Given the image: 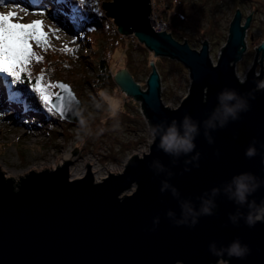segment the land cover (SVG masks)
<instances>
[{
    "label": "water",
    "instance_id": "1",
    "mask_svg": "<svg viewBox=\"0 0 264 264\" xmlns=\"http://www.w3.org/2000/svg\"><path fill=\"white\" fill-rule=\"evenodd\" d=\"M102 7L119 34H133L154 56L175 59L188 70V92L174 108L162 101L160 77L152 60L145 89L126 69L114 75L120 89L140 103L146 124H167L173 118L179 123L185 113L202 120L224 87L250 94V107L239 119L213 131L214 143L207 142L201 129L196 138L199 166L189 161L191 153L173 163L174 158L153 142L149 153L131 155L121 172L109 173L101 181L94 180L88 163L83 177L70 179L69 159L55 170H30L19 178L17 190L12 176L6 178L0 171V264H218L208 250L209 242L219 247L236 237L249 245L250 252L243 259L225 256L228 264H264V222L248 227L242 218L236 225L229 221V213L245 212L246 207L235 205L221 192L215 196L212 215L199 217L192 227L177 226L165 215L172 209L179 216L176 198L168 190L159 191L161 180L168 179L181 196L198 205L200 195L214 185L222 186L233 173L251 170L264 177V148H260L264 142V42L255 48L262 50L260 73H256L257 52L243 82L235 72L245 51L251 14L242 21L241 11L235 10L214 63L207 41L195 49L166 29L158 30L151 0H112L102 2ZM56 86L49 105L65 121L80 122L86 117L83 103L69 84L58 81ZM253 138L259 151L247 158L244 150ZM156 160L165 166L158 173ZM169 170L171 176L166 175ZM251 198L258 202L264 198V186ZM156 216L159 223L153 230Z\"/></svg>",
    "mask_w": 264,
    "mask_h": 264
},
{
    "label": "rangeland",
    "instance_id": "2",
    "mask_svg": "<svg viewBox=\"0 0 264 264\" xmlns=\"http://www.w3.org/2000/svg\"><path fill=\"white\" fill-rule=\"evenodd\" d=\"M21 1L24 5H31L30 7L26 6L29 9L27 11H30V9L35 8L32 3L39 0H25L26 4L23 0ZM110 1L112 0H65L64 2L62 0L60 2L58 0H47L42 10L23 12L24 14L22 13L18 18H14L22 23H24L23 19L26 16H32L33 20L30 23L36 20L41 21L39 28L47 34V38H42L39 45L35 39L29 38L32 55L28 57L21 69L24 76L23 82H10L13 78L1 69L0 103H9L13 106V110L22 113L20 118L22 120L21 130L16 128L8 130L1 125L0 118V171L5 177L4 173L6 171L18 172L34 161L50 160V158H56L59 154L67 151L71 157L68 170L69 168H81L85 158H91L94 161V170L98 169L95 175L104 178L109 174L107 168L112 169L111 173L121 172L128 158L133 154H139V150L147 142V124L140 112L139 102L127 96L116 82V88L112 90L110 95L104 96L107 106L96 99L95 94L87 85L74 82L73 85L70 83L73 77L69 72L70 70L67 69V63H71V67H75L73 72L76 73V70H79V65L75 61V56L86 55L88 59L91 53L98 51L97 48L94 47L93 49L90 44H86L88 41L81 38L76 27L72 26L69 18H67V14H70V7L75 5L77 6L76 10L88 14L85 19L86 25H89L94 20L92 18L93 12L97 9L101 10V8L104 10L102 2ZM180 1L179 11L174 10L175 7H172L167 13H161L159 3L155 0L152 1L153 16H156L158 21V24H154L155 27L158 30L166 29V24L174 22L173 25L183 35V38L175 36L174 38L180 42L186 40L190 47L195 49H199L203 40L207 41L210 57L214 63L227 39L229 25L235 10L239 9L241 11L242 21L251 14L246 32L245 51L235 66L236 74L245 78L257 52L255 48H258L264 42V0ZM11 2L12 0H9V3ZM13 2L19 3L20 0H13ZM19 5L21 8L22 5ZM254 5L257 8H254ZM6 7L0 6V11H6ZM45 12L49 14L46 17L43 15ZM210 23L213 30H215V36L206 32L207 29H210L208 26ZM120 43L123 45L122 49L119 50V45L115 43L116 49L113 50L110 61L113 78L121 69H126L129 72L127 65H125L127 59L128 65L135 72L137 71L135 77L132 76V78L140 84L141 88L145 89L144 84L147 74L151 70L149 65L152 59L158 65H155V67L160 77V95L163 103L171 108L178 106L188 92L190 84L188 70L183 65V68H177L174 62L175 59L165 58L166 60L163 62L158 60V57L154 58L153 52L143 49L142 46L137 44L138 42L132 44L128 43L127 40ZM99 45L98 48H103V41H100ZM261 53L262 50L257 52V74L260 73L259 60L261 59ZM36 56H40L42 59L37 60ZM261 63L262 82H264V48ZM89 73L91 74L90 70ZM36 75H38L37 77L41 82L32 78ZM58 81L69 84L76 97L83 103L86 114V117L83 118V124L78 122L72 125L71 122L65 121L54 110L47 111L45 109L48 102H42L40 97L49 96L51 98L56 95V82ZM34 83L39 84L38 93L33 92ZM7 93H11L13 98L9 99ZM124 100L128 102L125 111L131 115L130 120L132 122L130 124L127 122L124 125L104 126L107 116L113 114ZM12 108L11 110L10 108L2 109L5 112H0V117L4 116V119L10 120L8 124L13 123ZM50 108L52 109L51 106ZM26 112L31 113L27 114ZM23 113L26 114L23 115ZM134 119H137V121ZM97 129L99 130L97 131ZM44 170H33V172ZM51 170H55V168H47V171ZM86 170L87 165L79 178L86 174ZM24 174H29V171L20 173L14 178L11 177L12 180L14 179V190H17L18 180L20 177L24 178ZM70 179L72 178L70 177Z\"/></svg>",
    "mask_w": 264,
    "mask_h": 264
},
{
    "label": "clouds",
    "instance_id": "3",
    "mask_svg": "<svg viewBox=\"0 0 264 264\" xmlns=\"http://www.w3.org/2000/svg\"><path fill=\"white\" fill-rule=\"evenodd\" d=\"M239 79L243 82L244 77L240 76ZM249 96L250 94H242L235 88L224 87L217 92L216 103L202 120L185 113L179 123L175 118L167 124L163 121L157 124L149 121L146 128L147 142L142 146V151L149 153L151 145L155 142L162 152L174 158L173 163H175V158L188 157V154L191 153L189 161H197L195 166H199L200 151L196 147V138L201 134V129H203V135L207 142L214 143L212 132L218 128H224L230 121L239 119L240 114L246 112L250 107ZM80 122L84 123L83 117ZM157 136L159 137L158 141ZM260 148H264V142L260 143ZM258 151L257 143L253 138L245 147L244 155L247 158H252L258 154ZM262 159H264V155H262ZM154 164L157 173L165 169V166L158 160L154 161ZM166 175L171 176L172 172L169 170ZM261 186H264V177L258 176L251 170H243L233 173L222 182V186L214 185L211 189L206 190V194L198 197L200 201L198 205L192 199L181 196L179 189L168 179L161 180L159 191L163 193L168 190L171 196L177 200L179 216L172 209L165 212L173 225L183 224L192 227L198 222L199 217L212 215L216 208L215 196L223 192L225 197L235 205L244 206L247 209L245 212L229 213V221L236 225L242 218L245 225L253 227L257 222H264V198H261L259 202L251 198ZM158 223L159 216L153 217V230ZM208 250L219 259V264H228V261L223 259L225 256L243 259L250 252L249 245L243 243L239 237L219 247L215 241H210Z\"/></svg>",
    "mask_w": 264,
    "mask_h": 264
},
{
    "label": "trees",
    "instance_id": "4",
    "mask_svg": "<svg viewBox=\"0 0 264 264\" xmlns=\"http://www.w3.org/2000/svg\"><path fill=\"white\" fill-rule=\"evenodd\" d=\"M58 1L60 2V0ZM62 1L64 2L65 0ZM155 1L159 3L158 4L156 2L160 6L161 13H167L172 7H175L174 10L179 11V6L181 4L180 0H174V1L155 0ZM74 6L75 5H73V7L72 6L70 7L69 10L70 14H67V18H69L72 26L74 25V27H76L78 34L81 36V38H84L88 41L86 44H90V46H92L93 49L94 47L97 48L98 51H94L93 53H91L88 59L86 55L75 56V61H77L76 63L79 65V70H76V73L73 72V69H75V67L73 68L71 67L72 66L71 63H67V69L70 70L69 72L73 77L71 78L70 83L73 84L74 82L76 84L87 85L91 89V91L95 94L96 99H98L100 103H102L104 106H107V102L104 101V96L110 95L112 90L116 88L115 81L110 70V61L112 59V53L113 50L116 49L115 43L119 45V50H121L123 47V45L120 43L121 41H119L118 39L119 33L117 31V26L113 23V21L110 18L105 16V12L104 10H102V8L101 10L97 9L94 11L98 13L93 12V17H92L94 19L92 21L93 23L86 25L85 17L88 14H84L80 10H76L77 6L75 7ZM254 8H257V6L254 5ZM173 24L174 22H171L168 25L166 24V30L170 32L171 35H173V37L175 36V37L183 38L182 33L179 32L176 29L175 25ZM208 26L210 27V29H207L206 32L209 33L210 35L215 36L216 34H215V30H213L212 28V24L210 23V25ZM112 39H113V43H112ZM100 41H103V46H102L103 48L100 47L101 49L98 48L100 46L99 45ZM137 44L142 46L143 49L150 51L149 49H147V47L144 46V44L140 42H138ZM153 57L154 58L158 57L159 58L158 60H161L163 62L166 60L165 58L171 59L169 57H164V56H153ZM152 62L154 63V65H157L155 61ZM174 62L177 68H183L181 63L176 61ZM125 65H127L126 67L128 68L131 75L135 77L137 71L135 72L134 69L128 65L127 59ZM149 67L151 68V65H149ZM89 70L91 71V74L89 73ZM37 76L38 75L32 78H34L35 81L38 80L39 82H41V80L38 79ZM145 86L146 85L144 84V87ZM7 97H9V99H12L13 95L11 93H7ZM127 107H128V102L124 100L121 106L118 107V109L113 114H109V116H107V118L104 121V126L106 125L112 126L119 124L124 125L127 122L130 124V122H132V120H130L131 115H129L125 111V108ZM45 109L47 111L53 110L50 108L48 103L46 104ZM134 120L137 121V119ZM71 124L73 125V123ZM98 130L99 129H97V131ZM130 130H134V129H130Z\"/></svg>",
    "mask_w": 264,
    "mask_h": 264
},
{
    "label": "snow or ice",
    "instance_id": "5",
    "mask_svg": "<svg viewBox=\"0 0 264 264\" xmlns=\"http://www.w3.org/2000/svg\"><path fill=\"white\" fill-rule=\"evenodd\" d=\"M0 6H7V12H0V69L9 74L13 79L12 83H21L24 81L21 69L32 55V49L29 45V38L35 39L37 44L42 38L46 39L47 34L40 30L41 21L36 20L31 23L19 22V12L13 9L20 8L18 3H9V0H0ZM27 11V9H21ZM37 60L42 59L36 56ZM33 92H39V84H33ZM42 102H49V96H41Z\"/></svg>",
    "mask_w": 264,
    "mask_h": 264
},
{
    "label": "bare ground",
    "instance_id": "6",
    "mask_svg": "<svg viewBox=\"0 0 264 264\" xmlns=\"http://www.w3.org/2000/svg\"><path fill=\"white\" fill-rule=\"evenodd\" d=\"M25 2V0H23ZM47 0H39V1H35L32 3V6L35 7V8H32L30 9V11H22L21 9H28V7H30L31 5L28 4V5H24L23 3H21L22 1L20 0V2L18 4H21L22 7L21 8H18V9H13L15 11H18L19 12V16L22 15V13L24 12H34L35 10H42L44 8V4L46 3ZM26 4V2H25ZM28 6V7H26ZM43 6V7H42ZM25 7V8H24ZM6 11H0V12H7L9 10L8 7H6ZM23 13V14H24ZM44 17L48 16V12H45L43 13ZM24 23H30L32 19V16H26L24 19ZM157 20V19H156ZM155 20V21H156ZM157 22V21H156ZM53 25L55 26V24L53 23ZM0 74L1 73V69H0ZM242 75H238V77H240ZM1 77V76H0ZM13 106H11L9 103H0V112L4 113L5 111H3L2 109H8L12 108ZM27 113V112H26ZM26 113H23L26 114ZM31 112H28L27 114H30ZM21 115L22 113H18L17 111L13 110L12 108V118L14 117L13 119V123L12 124H8V121H10L9 119H4V116H1V125L5 126L8 130H13V129H17V130H21L22 128V125H21V121L20 118H21ZM30 120V119H29ZM0 134H1V131H0ZM35 159V158H34ZM41 160H43L41 157H40ZM70 160L71 157H70V154L67 152V151H64L63 153L59 154L56 158H50V160H44V161H41V162H33L32 164L22 168L21 171H12V172H9V171H6L4 174L6 175V178L9 177V176H12V178L18 176L20 173H26L30 170H43V169H47V168H56L61 166L63 164V161L64 160ZM86 163L90 164L91 166V173L93 175V178L95 181H100V179L103 177V176H100V175H95L97 172H98V169L97 170H94L93 168V164H94V161H92L91 158H85L81 168H69V176L72 178V179H76V178H79L82 174H83V170L84 168L86 167ZM76 167V166H75ZM107 172L108 173H111L112 172V169L111 168H107Z\"/></svg>",
    "mask_w": 264,
    "mask_h": 264
},
{
    "label": "built area",
    "instance_id": "7",
    "mask_svg": "<svg viewBox=\"0 0 264 264\" xmlns=\"http://www.w3.org/2000/svg\"><path fill=\"white\" fill-rule=\"evenodd\" d=\"M153 1V0H152ZM152 1H151V10H152V17L156 20V16H153V9H152ZM118 39L119 41H122V42H126L128 40V43H132L134 44L135 42H138L137 38L133 35V34H130V35H123V34H119L118 36ZM245 41H246V37H245ZM139 84V83H138ZM140 85V84H139ZM132 98V97H131ZM139 108H140V112L142 113V109H141V106H140V103H139ZM142 153H144L142 151V148L139 150V155H142ZM126 164V163H125ZM125 166V165H124ZM124 168V167H123ZM123 170V169H122Z\"/></svg>",
    "mask_w": 264,
    "mask_h": 264
}]
</instances>
